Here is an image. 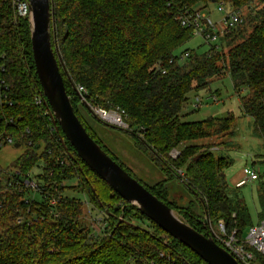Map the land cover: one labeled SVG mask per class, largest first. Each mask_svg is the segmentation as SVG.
I'll use <instances>...</instances> for the list:
<instances>
[{
    "label": "trees",
    "instance_id": "obj_1",
    "mask_svg": "<svg viewBox=\"0 0 264 264\" xmlns=\"http://www.w3.org/2000/svg\"><path fill=\"white\" fill-rule=\"evenodd\" d=\"M220 2L245 11L242 25L220 36L215 45L207 44L204 53L184 50L180 54L188 52V57L179 61L176 51L193 38L180 26V14L210 10ZM50 8L52 50L74 114L89 136L94 140L76 106H85L81 97L92 108L123 112L136 145L179 178L195 197L203 219L171 206L165 199V181L152 187L138 181L149 193L198 233L209 236L206 221L211 226L221 221L225 234L242 242L244 229L253 224L239 188H229L226 182L231 161L215 158L212 145L187 144L215 136L232 138L235 119L229 115L183 122L182 112L190 93L208 89L213 78L227 77L241 116L251 119L253 135L264 146V0H51ZM162 68L165 75H160ZM0 81L8 87L11 102L0 106V117L15 120L6 127L1 121L0 132L19 136L28 129L31 142L11 168L27 176L41 164L38 178L52 194L63 183L55 206L45 201L24 205V194L17 189L0 195V264H141L161 251H172L187 264H205L88 169L56 131L48 109L35 103L41 89L29 23L15 19L11 0H0ZM78 87L84 92L79 94ZM173 150L179 153L176 159L169 156ZM68 190L86 192L88 203L105 215L104 238H89L91 228L80 221L83 203L65 197ZM256 197L257 223H264V176L257 181ZM253 253L251 264H264V255Z\"/></svg>",
    "mask_w": 264,
    "mask_h": 264
},
{
    "label": "rangeland",
    "instance_id": "obj_2",
    "mask_svg": "<svg viewBox=\"0 0 264 264\" xmlns=\"http://www.w3.org/2000/svg\"><path fill=\"white\" fill-rule=\"evenodd\" d=\"M241 14L244 16L245 11L242 10ZM212 19L214 21L218 19L215 12L212 13ZM186 49L195 50L197 53H204L208 49V45L201 38L193 37L189 42L179 48L175 54L178 55ZM211 96H214L215 100L211 99ZM196 97L201 100V105L197 110L192 108ZM82 102L84 103V101ZM76 106L79 115L91 129L94 140L106 150L110 157L114 158L127 169L134 179L148 187L165 181L167 190L166 201L175 209L189 211L198 218L203 219L202 211L195 197L186 189L179 178L155 160L154 155L137 146L136 139L127 129L103 122L98 116H93L86 106L79 104ZM182 114L184 115L182 118L183 122H199L209 117L225 118L229 115L234 117L235 130L232 138L215 136L209 139L187 143L212 145L214 147H211L210 151H212L215 158L222 157L231 161V166L225 171L226 182L229 188H233L230 180L239 174L241 170H245L247 174L251 170H254L258 175H264V163H261L262 160L264 161L263 142L253 135L251 119L241 116L238 97L227 77L213 78V82L209 84L208 89L190 93ZM25 150L26 147L24 145L14 148V145L2 144L0 146V170H10L11 165L15 163ZM173 151L177 157L179 155L178 151ZM171 152L169 153L170 158L176 159ZM36 169L38 168L32 171V175L38 173ZM177 173L180 177L183 175L180 170ZM254 186L255 182H250L237 191L248 209L252 224L258 222L256 216L257 201L254 190L257 185ZM28 195L32 196L31 193ZM64 196L83 203L80 221H82L85 227L90 225L89 223L92 217L96 215L105 217V215L100 214L96 207L88 203L89 196L86 192L81 193L80 190H68L65 191ZM34 198L38 201L39 196L35 195ZM86 203L88 204L86 205ZM177 216L182 220L180 215L177 214ZM132 221L140 227L148 226L146 221L140 222L134 219ZM212 226L215 227V225ZM246 232L247 230L244 229V238Z\"/></svg>",
    "mask_w": 264,
    "mask_h": 264
},
{
    "label": "water",
    "instance_id": "obj_3",
    "mask_svg": "<svg viewBox=\"0 0 264 264\" xmlns=\"http://www.w3.org/2000/svg\"><path fill=\"white\" fill-rule=\"evenodd\" d=\"M30 47L34 72L52 124L74 150L78 159L124 202L183 245L205 264H239L209 236L181 220L175 211L149 193L89 136L74 114L59 72L50 40L51 0H27ZM79 95V94H78ZM82 100V99H81ZM84 105L94 116L87 103ZM64 146V141L62 140ZM19 144H14L18 148ZM196 160V159H195Z\"/></svg>",
    "mask_w": 264,
    "mask_h": 264
},
{
    "label": "built area",
    "instance_id": "obj_4",
    "mask_svg": "<svg viewBox=\"0 0 264 264\" xmlns=\"http://www.w3.org/2000/svg\"><path fill=\"white\" fill-rule=\"evenodd\" d=\"M11 5L14 13L15 19H26L29 20L30 12L29 5L27 0H11ZM215 12L218 16L217 20L212 19V13ZM179 24L184 29H189L193 37L201 38L205 44L215 45L220 36L224 35L228 31L236 29L243 23V17L239 10L230 7L224 2L216 3L210 10H194V11H185L178 17ZM188 57V52L180 54L177 59L179 61H184ZM173 62V59L169 60V64ZM160 75H165L166 70L164 68L159 70ZM7 91L8 87L4 84L3 81H0V106L1 105H11V102L7 100ZM78 93L84 92L81 87L77 89ZM215 100L214 96L210 97ZM82 101L84 99L81 97ZM85 102V101H84ZM35 103L37 105H44V98L41 96L36 97ZM89 105V104H88ZM201 105L200 98L196 97L194 100L193 108H199ZM94 115L98 116L100 120L109 125H115L117 127L128 129L127 124L123 121V112L118 111H107L102 108H92ZM49 114V113H48ZM18 120V119H16ZM2 121L3 125H14L15 120L13 118L0 117V122ZM29 133L28 129H24L19 133V136L7 134L0 132V146L2 144H19L29 147L31 142L27 139ZM173 157H176V153L171 152ZM58 166L63 165V161L56 158ZM42 165L40 164L39 168L36 169L38 173L32 175V173L27 176H22V174L14 168L10 170L2 171L0 170V195L7 190L17 189L18 193H23L22 202L24 205H28L32 201L36 202H46V205L55 206L61 196L58 189L63 185L60 184V187L53 188V194L45 189L44 182L38 178L42 175ZM51 175V173L49 174ZM258 179V174L256 172L249 173L248 177L240 180L234 185V188H241L245 186L249 181L253 182ZM4 189V190H3ZM31 193L32 196L28 194ZM35 195L39 196L38 201L34 198ZM88 203H86L87 205ZM101 214V213H100ZM34 219V218H33ZM22 220L21 217L17 219V222L20 223ZM89 227L92 230V233L89 235V238L100 237L104 238L106 236L105 228L106 222L103 217L96 215L92 217L89 223ZM209 237H211L214 242L225 249L239 264H251L254 261V253L264 255V223H257L247 229L246 236L242 242H238L234 235L227 236L225 234L224 225L219 221L215 227L206 221ZM172 251H161L155 256L148 258L141 262V264H187L184 259L179 255H172Z\"/></svg>",
    "mask_w": 264,
    "mask_h": 264
},
{
    "label": "crops",
    "instance_id": "obj_5",
    "mask_svg": "<svg viewBox=\"0 0 264 264\" xmlns=\"http://www.w3.org/2000/svg\"><path fill=\"white\" fill-rule=\"evenodd\" d=\"M264 163V161L262 160L261 161V163ZM251 172H255L254 170H251L249 173H251ZM249 173L247 174L246 172H245V170H241V172L239 173V174H237L235 177H232V179L230 180V184H231V186H233V188H234V185L237 183V182H239L240 180H242V179H245V178H247L248 177V175H249ZM264 176V175H263ZM261 177V175H258V179ZM258 179L256 180V181H253V182H255V186L257 185V181H258ZM251 181H249L248 183H250ZM253 182H251V183H253ZM247 183V184H248ZM246 184V185H247ZM245 185V186H246ZM245 186H243V187H245ZM254 186V187H255ZM242 188V187H241ZM240 189V188H239ZM255 197H256V187H255ZM256 201H257V197H256ZM257 211H258V205H257ZM257 211H256V214H257ZM257 224V223H256ZM253 225H255V224H253ZM243 239H244V237H243Z\"/></svg>",
    "mask_w": 264,
    "mask_h": 264
}]
</instances>
